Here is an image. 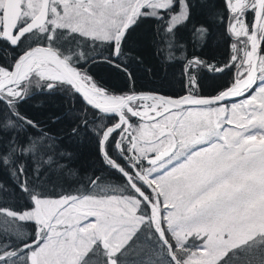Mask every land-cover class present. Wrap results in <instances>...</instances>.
Segmentation results:
<instances>
[{"label": "trees", "instance_id": "trees-1", "mask_svg": "<svg viewBox=\"0 0 264 264\" xmlns=\"http://www.w3.org/2000/svg\"><path fill=\"white\" fill-rule=\"evenodd\" d=\"M186 3L195 4V8L191 9V20L185 28L201 26L209 33L207 39L213 41L212 47L194 54L200 63L195 73L188 74L189 88L186 92L215 95L230 86L236 76L242 78L246 74L247 65L241 62L248 39L232 36L229 27L239 14L230 11L228 1L227 10L224 0H186ZM244 11L250 26L253 9ZM143 15H137L129 27ZM225 17L226 22H222ZM153 23L151 20L142 21L128 32L125 41L127 51L120 48V42L129 27L120 37L116 48L122 56H128L127 67L113 60L107 64L97 63L101 57L93 59L97 53H102V58L107 59L113 40L110 36L48 23L44 29L30 32L27 39L38 37V42L32 44L57 48L109 93L128 94L146 90L171 96L182 95L186 92L180 85V65L164 72L152 55ZM49 25L52 26L51 34L56 37L54 43H48L43 35H38L49 32ZM64 29L68 30L67 33L61 31ZM90 44L95 45L94 49H90ZM27 47L22 39L16 46L9 41L8 44L0 42V50L9 54L7 60L0 58V66L10 69L15 61L13 57ZM69 47L74 49L71 53L76 57L74 60L64 51ZM111 64H116V67H110ZM229 65H232L230 70L205 76V69L220 72L221 68L228 69ZM147 68L153 71L146 72ZM259 68L257 84L241 98L216 105L185 107L149 122L138 118L133 120L126 112L132 120L131 129L136 137L134 153L130 150V134H122L119 148L116 146L119 131L112 133L106 142V149L112 157L134 174L127 164L132 162L156 187L167 237L178 258L185 264H222V258L237 245L264 237V193L261 192L264 189V49ZM202 76L203 81L200 80ZM49 83L50 80L34 72L18 84L19 94H3L17 111L27 109L34 120L42 122L40 126L50 135L63 138L64 145L59 150L73 152L76 158L61 160L53 154L54 161L45 164L38 155L19 159L13 155L9 157L7 168L0 164V246H11L0 255L20 253L23 258L17 256L12 264H32V255L46 241L50 235L49 228L58 219H54L56 214L51 215L49 220H45V230L40 233L35 220L20 218L15 213L34 207L35 199L42 205L44 200L66 198L81 200L82 206L87 205L86 210L94 212L93 216H88L89 223L95 221L94 224H98L105 220L116 225L117 229L126 227L129 232L126 241L112 252L110 246L105 248L99 238L92 241L86 236H79L86 250L75 264H137V261L142 264L146 258L154 264H173L167 248L152 226L148 205L100 153L102 131L117 120L116 116L101 114L87 105L64 81H57L55 87H49ZM42 88H51L58 94L36 95L26 105L18 107V100ZM0 100L7 103L2 97ZM41 103L43 107H32ZM132 104L138 108L139 100ZM193 108H206L208 112L201 116L184 115L186 109ZM69 110L74 112L73 122L67 119L53 122L57 112ZM144 124L153 128L148 135L141 133ZM73 127L79 129L76 137L70 136ZM55 143L58 144L59 140ZM251 143L262 144L263 148L246 153L245 147ZM164 152L160 160L148 163L149 158ZM61 163L65 165L62 168L59 167ZM37 167L38 173L35 171ZM137 182L156 201L154 191L141 181ZM248 196H253L255 208H248L242 203ZM43 213L45 216L50 212L45 210ZM69 223L67 220L64 223L60 221V233L56 230L52 234L72 238L74 234ZM133 237L136 239L129 245ZM146 237H151V240ZM25 248L29 251L21 252Z\"/></svg>", "mask_w": 264, "mask_h": 264}, {"label": "snow or ice", "instance_id": "snow-or-ice-1", "mask_svg": "<svg viewBox=\"0 0 264 264\" xmlns=\"http://www.w3.org/2000/svg\"><path fill=\"white\" fill-rule=\"evenodd\" d=\"M215 7V5H210ZM24 8V5H21ZM188 7L189 11L185 13V8ZM224 7L227 10V0H224ZM195 8V4L188 5L186 0H171L168 8H158L152 10L147 5L145 6V12L147 14L140 17L134 24H132L128 31L125 32L124 40L120 42V48L127 51L125 41L127 39L128 32L132 31L139 23L146 20L154 21L152 24L153 37L150 41L152 46V55L158 61L160 69L167 72L169 68L175 67L179 64L181 68L180 75V85L182 91H187L189 88L188 74L195 73L199 66V58L194 54L196 52H202L207 47L213 46V41L207 39L209 33L207 29L192 25L191 27L185 28L191 20V9ZM175 9L173 12L172 10ZM61 6V11H62ZM24 11H27L25 8ZM159 13H164L160 15ZM31 16H25L21 13L20 18H18L16 27L13 29V34L20 32V29L25 27L31 22ZM51 16H49V19ZM226 22V17L225 21ZM255 24L254 13H253V25ZM5 28V8L2 3H0V34L4 32ZM52 26L49 25V32L39 33L38 35H43L44 40L48 43H54L56 37L51 34ZM33 31H36L35 29ZM67 33V29L61 30ZM72 35H77L72 33ZM29 33H25L22 37L24 44L31 46L32 43L38 42V37H33L32 39H27ZM0 42L8 44L6 37L0 35ZM117 42L112 40L110 42V54L107 59L102 58V53H97V63L107 64L109 60L118 62L119 64L128 66L127 59L128 56H122L121 52L116 49ZM90 49H94L95 45H89ZM262 49H264V41H262ZM65 53L70 56L71 59H76V57L71 56L74 51L73 48L69 47L64 49ZM192 53L193 55H190ZM130 54V53H129ZM0 58L7 60L9 54L6 51L0 50ZM17 57H13L16 59ZM142 62V61H138ZM110 67H116V64L109 65ZM232 65H229L228 69L221 68L220 72L210 71L205 69V76L219 75L223 71L230 70ZM123 71V68L120 69ZM146 72H152L153 69L147 68ZM127 74V73H126ZM204 77H200L203 81ZM55 87V86H54ZM58 93L53 92V89L49 88L47 90L40 89L36 93L25 96L23 99L18 100L17 104L19 106H24L27 104L28 100L33 99L36 95H57ZM79 95V93H76ZM82 98V97H81ZM83 99V98H82ZM0 104L3 108L0 109V164L5 168L8 166L9 157L15 155L16 158H27L29 156L35 158L37 155L41 158L42 162L45 164H51L55 157H59L61 160H72L76 158L73 152L59 150L61 146L64 145V139L56 136L50 135V133L41 127L40 121L34 120L29 114L27 109L23 112L17 111L9 103H5L0 100ZM32 107H43V104H34ZM73 122L74 112L69 110L65 112H57L52 118L54 123L63 122L65 120ZM133 120L137 119L135 116L132 117ZM85 128L88 125H84ZM79 132L78 128L73 127L70 132L71 137H76ZM59 140V143L55 141ZM64 164H59V167H64ZM35 171L38 173L39 168L37 167ZM23 175V173H21ZM14 175V173H13ZM135 237L129 241V245H132L135 241ZM147 240H151V237H146ZM11 247L0 246V253H4L7 249ZM125 247H128L126 245ZM139 247V245H137ZM29 251L28 248L22 249L21 252ZM19 256L23 258L20 253H13L11 255H0V264H12V261ZM170 258V257H169ZM88 256L85 257V260ZM107 259V257L105 258ZM227 264H264V237L254 238L252 240L244 241L243 243L237 245L234 249L230 250L225 257L222 258V264L224 262ZM137 264L141 262L137 261ZM142 264H154V261L149 259H144ZM173 264L175 262L173 261Z\"/></svg>", "mask_w": 264, "mask_h": 264}, {"label": "rangeland", "instance_id": "rangeland-1", "mask_svg": "<svg viewBox=\"0 0 264 264\" xmlns=\"http://www.w3.org/2000/svg\"><path fill=\"white\" fill-rule=\"evenodd\" d=\"M228 2L232 11L241 12L242 8L250 0H228ZM237 2L239 3L237 4ZM0 3L4 4V0H0ZM22 3L24 9H27V11H24V15L34 16L38 13L42 0H22ZM170 3L171 0H51V18L48 19L47 24L67 25L70 28L79 29L87 33H95L103 37L109 35L112 37L116 29L124 25L129 17L132 16V19H134L139 14H147L145 12L146 5L155 10L158 8H168ZM58 4L62 6V11L58 9ZM187 10L186 7L185 13H187ZM231 29L240 35H247V39L250 36L248 24L242 15L234 21ZM248 55L249 53L245 58L246 64L249 63ZM35 71L43 78H58L55 70L47 64H38V68ZM6 73L7 69L0 66V76ZM6 91L10 95H17L20 92V88L15 85L7 88ZM162 108L163 105L156 99H140L139 111L141 113L151 115ZM207 112L206 108H193L186 109L184 115L191 117L201 116ZM152 131L153 128L147 124L141 126V133L143 135H148ZM261 192L264 193V189ZM254 202L253 196H248L242 200V203L247 204L248 208L251 206L255 208ZM82 203L81 200H66V198L52 199L50 201L44 200L39 209L28 208L22 212L15 213L20 218L38 221L40 233L45 230V220H49L51 215L56 214L54 215V219H58L49 228L50 235L46 237V241L42 242L38 246L37 252L32 255V264H75L86 250L84 249V242L81 239L82 236H86L88 239L91 238L92 241L97 238H104L107 242L106 247L110 246L109 250L111 252L126 241L127 234H129L126 227L117 229L116 225H112L109 221L105 220L98 224H94L95 221L89 223L88 216H93L94 212L86 210L87 205L82 206ZM85 203L87 204L88 202ZM262 204L264 205V199L262 200ZM81 208L83 211H81ZM45 210L50 213L44 216L43 211ZM65 220L70 222L69 225L74 234L72 238H66L62 234L56 237L55 234H52L56 230L57 233H60L62 228L60 221L64 223ZM77 225L80 227H77Z\"/></svg>", "mask_w": 264, "mask_h": 264}, {"label": "water", "instance_id": "water-1", "mask_svg": "<svg viewBox=\"0 0 264 264\" xmlns=\"http://www.w3.org/2000/svg\"><path fill=\"white\" fill-rule=\"evenodd\" d=\"M21 0H5V28L3 35L6 36L12 43L16 45L17 39L25 32H28L36 27H41L47 20L49 15V0H43L42 7L38 14L31 19L25 27L20 29V32L13 34V29L16 27L18 18L22 13V7L20 4ZM264 14V0H256V6L254 10L255 24L253 25V20L251 23V37H250V68L246 77L242 80L235 79L234 83L221 91L216 95L208 96H197L190 93H185L181 96H170L159 92L153 91H137L127 95H114L107 93L103 89L88 84L81 77L79 68L72 65L71 62L66 59L56 48L47 45L36 44L26 50H24L18 58L14 61L10 71L0 77V96H3L2 92L13 85L18 84L23 81L26 76L34 69L35 60H42L50 64L55 68L60 75L71 85V87L79 93L80 98L89 106L96 109L98 112L107 115H116L117 121L106 126L102 132L100 140V153L103 158L107 159L114 168H116L126 179L131 188L143 199V201L148 205L151 213V222L154 230L156 231L158 237L165 245L168 250V254L175 264H184L176 255L172 243L169 241L166 235V231L163 226V217L161 210L160 200L154 202L148 193L143 190L134 180L132 174L115 158H113L106 150V141L108 136L123 127L121 133L131 132L130 125L131 120L124 114L123 109H127L132 116L140 118L142 120H151L161 115L162 113L188 106H204L213 105L218 103H223L230 101L235 98L242 97L248 94L257 82V77L259 74L258 63L261 55L262 41H263V30L264 24H262V18ZM128 27V23L119 32L122 33ZM262 27V33L259 36L260 28ZM29 62L28 68L22 72L25 64ZM99 94L100 96H96ZM107 98V99H106ZM140 98H156L161 102L166 104V109L154 116H143L138 114L131 106V102ZM7 103L10 100L6 99ZM134 147V141L132 143V149ZM261 145H251L246 151L258 150ZM161 156L156 155L153 159L149 161L159 159ZM138 177L150 188L155 190L154 185L147 179L145 175L134 169ZM35 204L39 206L38 201L35 200Z\"/></svg>", "mask_w": 264, "mask_h": 264}, {"label": "bare ground", "instance_id": "bare-ground-1", "mask_svg": "<svg viewBox=\"0 0 264 264\" xmlns=\"http://www.w3.org/2000/svg\"><path fill=\"white\" fill-rule=\"evenodd\" d=\"M239 2H237V4H238ZM29 64V62L27 63V64H25V66L23 67V69H22V72H24L27 68H28V65ZM96 96H100L99 94H97ZM107 99V98H106Z\"/></svg>", "mask_w": 264, "mask_h": 264}, {"label": "flooded vegetation", "instance_id": "flooded-vegetation-1", "mask_svg": "<svg viewBox=\"0 0 264 264\" xmlns=\"http://www.w3.org/2000/svg\"><path fill=\"white\" fill-rule=\"evenodd\" d=\"M23 36H24V35H23ZM23 36H22V37H23ZM22 37H21V39H22Z\"/></svg>", "mask_w": 264, "mask_h": 264}]
</instances>
